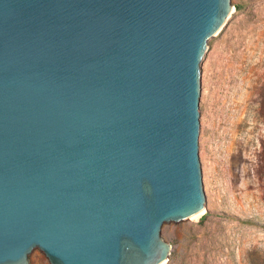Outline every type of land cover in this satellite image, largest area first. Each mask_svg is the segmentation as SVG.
Returning <instances> with one entry per match:
<instances>
[{
  "label": "water",
  "instance_id": "1",
  "mask_svg": "<svg viewBox=\"0 0 264 264\" xmlns=\"http://www.w3.org/2000/svg\"><path fill=\"white\" fill-rule=\"evenodd\" d=\"M231 0H0V264H164L204 210L200 61Z\"/></svg>",
  "mask_w": 264,
  "mask_h": 264
},
{
  "label": "rangeland",
  "instance_id": "2",
  "mask_svg": "<svg viewBox=\"0 0 264 264\" xmlns=\"http://www.w3.org/2000/svg\"><path fill=\"white\" fill-rule=\"evenodd\" d=\"M233 9L200 61L205 208L164 223V264H264V0ZM28 264H49L34 249Z\"/></svg>",
  "mask_w": 264,
  "mask_h": 264
},
{
  "label": "bare ground",
  "instance_id": "3",
  "mask_svg": "<svg viewBox=\"0 0 264 264\" xmlns=\"http://www.w3.org/2000/svg\"><path fill=\"white\" fill-rule=\"evenodd\" d=\"M200 214H201V212H200L199 214H197V215L193 216V218H194V217H196V216H198V215H200ZM191 218H192V217H191Z\"/></svg>",
  "mask_w": 264,
  "mask_h": 264
}]
</instances>
